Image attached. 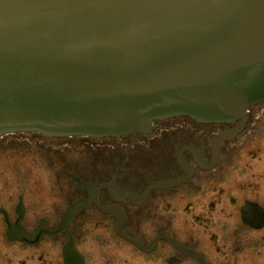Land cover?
<instances>
[{
    "label": "flooded vegetation",
    "instance_id": "obj_1",
    "mask_svg": "<svg viewBox=\"0 0 264 264\" xmlns=\"http://www.w3.org/2000/svg\"><path fill=\"white\" fill-rule=\"evenodd\" d=\"M32 134L0 137V264H264V102L145 135Z\"/></svg>",
    "mask_w": 264,
    "mask_h": 264
},
{
    "label": "water",
    "instance_id": "obj_2",
    "mask_svg": "<svg viewBox=\"0 0 264 264\" xmlns=\"http://www.w3.org/2000/svg\"><path fill=\"white\" fill-rule=\"evenodd\" d=\"M263 102L264 0H0V137L145 135Z\"/></svg>",
    "mask_w": 264,
    "mask_h": 264
},
{
    "label": "rangeland",
    "instance_id": "obj_3",
    "mask_svg": "<svg viewBox=\"0 0 264 264\" xmlns=\"http://www.w3.org/2000/svg\"><path fill=\"white\" fill-rule=\"evenodd\" d=\"M15 136V146L18 144V143H26V144H29V146H27V149L26 150H29V147L32 146L33 144H36L37 140L35 139L36 135L34 134H12L10 135L9 137H14ZM74 142L73 139H71L68 143H72ZM65 143L62 142V144ZM77 149V146L76 147H73L72 149H68L67 147L66 148H63L62 150L63 151H75ZM54 151H56V149H53Z\"/></svg>",
    "mask_w": 264,
    "mask_h": 264
}]
</instances>
